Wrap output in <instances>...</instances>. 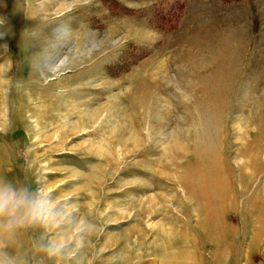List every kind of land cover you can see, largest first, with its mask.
<instances>
[{"label":"rangeland","instance_id":"rangeland-1","mask_svg":"<svg viewBox=\"0 0 264 264\" xmlns=\"http://www.w3.org/2000/svg\"><path fill=\"white\" fill-rule=\"evenodd\" d=\"M0 180L6 261L264 264V0H0Z\"/></svg>","mask_w":264,"mask_h":264},{"label":"clouds","instance_id":"clouds-1","mask_svg":"<svg viewBox=\"0 0 264 264\" xmlns=\"http://www.w3.org/2000/svg\"><path fill=\"white\" fill-rule=\"evenodd\" d=\"M55 215L50 207L49 198L43 190L35 191L24 186L0 180V231H15L53 222ZM49 253L56 246L49 244ZM0 264H16L15 260L0 258Z\"/></svg>","mask_w":264,"mask_h":264},{"label":"bare ground","instance_id":"bare-ground-1","mask_svg":"<svg viewBox=\"0 0 264 264\" xmlns=\"http://www.w3.org/2000/svg\"><path fill=\"white\" fill-rule=\"evenodd\" d=\"M45 104V103H44ZM49 105V104H48ZM47 105V106H48ZM46 106V105H45ZM260 106V105H259ZM41 107V106H40ZM257 108H259L258 106H257ZM262 136V135H261ZM261 136L259 135V137L258 138H261ZM252 147V146H251ZM257 150V149H256ZM258 151V150H257ZM214 172L213 173H211V174H205V179H210V180H212L213 181V184H214V186H215V188H216V190H222L223 188H224V186H223V176H222V174L220 175L219 173H221L220 172V164H219V162H217V161H215L214 162ZM254 168H256L257 167V165L256 164H254V166H253ZM216 173V174H215ZM213 193H216V191L215 192H213ZM222 199L223 198H221V197H219L218 198V200L216 201V202H213V201H210V203H209V205L210 204H216L217 206H218V208H219V206H221V204H222ZM206 212H208V214L212 217V218H218V216H219V212L218 211H216V209H213V210H210L208 207H206ZM263 215V214H262Z\"/></svg>","mask_w":264,"mask_h":264}]
</instances>
